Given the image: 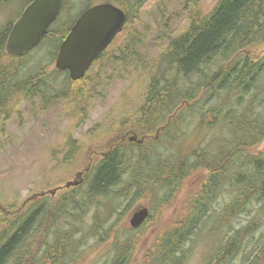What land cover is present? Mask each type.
Listing matches in <instances>:
<instances>
[{
  "label": "trees",
  "instance_id": "trees-1",
  "mask_svg": "<svg viewBox=\"0 0 264 264\" xmlns=\"http://www.w3.org/2000/svg\"><path fill=\"white\" fill-rule=\"evenodd\" d=\"M83 1L82 11L96 4ZM146 1L102 2L125 11V30ZM188 1L198 4L199 0ZM67 5L63 0L62 13ZM21 8L16 18L0 27V116L8 114L9 104L21 94L40 97L46 105L70 93L74 99L84 93L87 97L75 83L90 82L93 68L78 81L67 74L57 88L62 71L55 69L44 78L30 70L23 73L24 66L10 61L29 54L15 57L6 52ZM77 18L58 30L55 48ZM53 26L42 42L57 33ZM263 47L264 0H218L208 14L193 12L189 28L172 39L154 62L155 75L138 120L148 140L120 144L87 168L81 184L59 196L40 195L5 214L0 220V264H80L90 241L101 245L110 239V258L104 264H131L137 236L118 235L122 217L146 194H154L152 207L158 212L189 178L197 183L187 193L184 217L162 233L155 244L157 254L148 252V261L141 263L183 264L188 243L205 228V219L214 216L215 205L224 198L219 222L227 229L212 263L264 264V152L255 150L264 141V53L257 54ZM190 126L199 140L185 151L183 141ZM175 138L176 149L162 151V145ZM160 189L165 195L160 196ZM242 213L250 216L249 223L235 227L232 220Z\"/></svg>",
  "mask_w": 264,
  "mask_h": 264
},
{
  "label": "rangeland",
  "instance_id": "rangeland-1",
  "mask_svg": "<svg viewBox=\"0 0 264 264\" xmlns=\"http://www.w3.org/2000/svg\"><path fill=\"white\" fill-rule=\"evenodd\" d=\"M23 1L25 4L21 8ZM102 1L91 0L90 3ZM27 2L9 0L6 3L0 0V27L16 18L18 10L21 8L23 11ZM66 2L67 10L62 13L61 9L59 18L53 23L52 31L57 33L20 60H10L17 66H24L23 73L30 70L32 75L39 74L45 78L56 69L58 48H55L54 38L57 39L60 33L58 30L65 27L67 20L77 18L86 5L83 0ZM217 2L199 0L196 4L188 0H147L108 48L109 52L92 67L91 81L75 83L81 85L79 90L84 88L87 97L84 93L74 99L70 93L66 98H58L48 105L36 96L27 98L21 94L13 98L8 114L0 116V220L5 214H12L23 205L31 203L40 194L59 196L67 190H63L62 186L74 180L77 173L96 163L103 153L120 144L135 145L137 142L131 141V136L135 135L139 140L147 134L139 130L138 120L149 82L155 75L154 62H157V57L166 50L172 39L189 28L193 12L208 14ZM129 39L138 41L131 45ZM263 53L264 47L257 52ZM62 72L60 86L57 88L63 86L61 82L68 74ZM190 130L191 126L183 141L185 151L199 140ZM163 141L159 144L162 145ZM175 143L176 138L168 146L162 145V151H174ZM255 150L264 152V141ZM196 183L194 178L184 180V186H180L175 197L158 212L152 207L156 200L154 194H146L131 211L125 213L117 228L120 237L130 233L137 236V247L131 264L146 263L148 252L151 255L157 254L155 244L170 225L184 217L187 193L195 190ZM160 190V196L165 195ZM224 204V198L220 199L214 207V216L205 219L208 221L205 228L194 234L187 245L189 250L183 264H213L211 256L222 239L223 229H227V226L219 222ZM141 205L149 207L150 217L140 227L134 228L129 220ZM249 220L250 216L242 213L232 220V225L241 227L247 225ZM257 236L258 233L255 239ZM112 240L101 245L90 241L80 264H104L110 258ZM234 264H241V261L237 260Z\"/></svg>",
  "mask_w": 264,
  "mask_h": 264
},
{
  "label": "water",
  "instance_id": "water-1",
  "mask_svg": "<svg viewBox=\"0 0 264 264\" xmlns=\"http://www.w3.org/2000/svg\"><path fill=\"white\" fill-rule=\"evenodd\" d=\"M62 4L63 0H32L11 28L6 43L7 54L21 57L37 47L57 20ZM126 19L125 11L111 2H100L86 8L61 42L55 67L67 71L73 81L82 79L122 32ZM82 181H70L62 187L78 185ZM149 214L147 205L137 207L130 217V225L140 227Z\"/></svg>",
  "mask_w": 264,
  "mask_h": 264
},
{
  "label": "flooded vegetation",
  "instance_id": "flooded-vegetation-1",
  "mask_svg": "<svg viewBox=\"0 0 264 264\" xmlns=\"http://www.w3.org/2000/svg\"><path fill=\"white\" fill-rule=\"evenodd\" d=\"M31 1H32V0H31ZM31 1H30V2H31ZM61 9H62V5H61ZM60 13H61V10H60ZM120 34H121V33H119V34L116 36V38H117ZM116 38L112 41V43L110 44V46L115 42ZM110 46H109V47H110ZM109 47H108V48H109ZM108 48H107L106 50H108ZM106 50H105V51H106ZM105 51H104V52H105ZM104 52H103V53H104ZM57 53H58V52H57ZM103 53H102V54L99 56V58L94 62L93 66L95 65L96 62H98V61L101 59ZM93 66H92V67H93ZM91 69H92V68H91ZM88 71H89V70H88ZM87 73H88V72H87ZM87 73H86V75H87ZM86 75H85V76H86ZM85 76H84V77H85ZM80 80H81V79H80ZM132 137H133V140H131V139H130V140H131V141H136L137 144H141V143H143V142L145 141V138H144V137L141 138V139H139V140L137 139V136H135V135L131 136V138H132ZM88 168H89V167H88ZM86 171H87V169L85 168L83 171L77 173V175H76V178H77V179L75 178V179L72 180L71 182H77V181H79V180L81 179V177L86 173ZM69 182H70V181H69ZM74 186H77V185H70L69 187H62V189H63V190H64V188H65V189H68V188H70V187H74Z\"/></svg>",
  "mask_w": 264,
  "mask_h": 264
},
{
  "label": "bare ground",
  "instance_id": "bare-ground-1",
  "mask_svg": "<svg viewBox=\"0 0 264 264\" xmlns=\"http://www.w3.org/2000/svg\"><path fill=\"white\" fill-rule=\"evenodd\" d=\"M80 13V12H79ZM67 21H69V20H67ZM70 22V21H69ZM16 57V56H15ZM22 57V56H21ZM153 126V125H152Z\"/></svg>",
  "mask_w": 264,
  "mask_h": 264
}]
</instances>
